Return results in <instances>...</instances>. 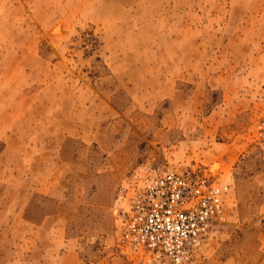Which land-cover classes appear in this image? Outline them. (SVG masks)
<instances>
[{
    "label": "rangeland",
    "instance_id": "obj_1",
    "mask_svg": "<svg viewBox=\"0 0 264 264\" xmlns=\"http://www.w3.org/2000/svg\"><path fill=\"white\" fill-rule=\"evenodd\" d=\"M191 166L226 192L189 264H264V0H0V264H157L127 185Z\"/></svg>",
    "mask_w": 264,
    "mask_h": 264
},
{
    "label": "built area",
    "instance_id": "obj_2",
    "mask_svg": "<svg viewBox=\"0 0 264 264\" xmlns=\"http://www.w3.org/2000/svg\"><path fill=\"white\" fill-rule=\"evenodd\" d=\"M225 192L204 167L142 171L127 185L126 210L115 232L150 262L189 264L212 229L225 221Z\"/></svg>",
    "mask_w": 264,
    "mask_h": 264
}]
</instances>
